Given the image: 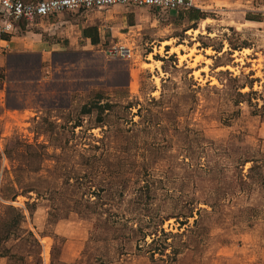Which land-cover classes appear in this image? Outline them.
I'll return each instance as SVG.
<instances>
[{
	"label": "rangeland",
	"instance_id": "1",
	"mask_svg": "<svg viewBox=\"0 0 264 264\" xmlns=\"http://www.w3.org/2000/svg\"><path fill=\"white\" fill-rule=\"evenodd\" d=\"M197 4L91 10L115 27L94 47L65 22L85 10L15 32L0 264H264V0ZM40 38L61 46L22 59Z\"/></svg>",
	"mask_w": 264,
	"mask_h": 264
},
{
	"label": "built area",
	"instance_id": "2",
	"mask_svg": "<svg viewBox=\"0 0 264 264\" xmlns=\"http://www.w3.org/2000/svg\"><path fill=\"white\" fill-rule=\"evenodd\" d=\"M115 5L170 11L199 8L197 0H0V38L13 35L20 30L23 23L33 26L38 18H49L66 11L100 10ZM3 51L0 49V53ZM108 53L117 58H130L133 49L128 44L115 43Z\"/></svg>",
	"mask_w": 264,
	"mask_h": 264
},
{
	"label": "crops",
	"instance_id": "3",
	"mask_svg": "<svg viewBox=\"0 0 264 264\" xmlns=\"http://www.w3.org/2000/svg\"><path fill=\"white\" fill-rule=\"evenodd\" d=\"M94 10H99V9H94ZM75 12H78V11H75ZM84 12H86V13L83 16L78 15L75 18H73L72 20L65 21L67 23H70V25L72 24L73 26H74L73 23L75 21H77L76 25H77V28L79 29V37H81V39L85 41L84 48H87L89 46H92V47L95 46V44L92 43L90 37H85L83 35V29L84 28H89V27L97 28L98 34L100 37V42L101 41L103 42V40L105 39L106 29L109 27L112 29V36H115V29H114L115 27L110 26V24L112 22L111 19H114V18H110L109 15H107L108 13L104 16H101V18H99V15L96 13L97 12L102 13L101 11L85 10ZM56 24L57 23H53L52 25H56ZM67 27L69 28L68 25L65 28H67ZM14 34L13 35H5V36H3V38H0V49L5 50V51L7 50V54L10 53L11 50H9V49H11L10 47L12 45L17 44L18 46H21L20 43L15 42V41H20V40H17L18 37H16V35H14ZM31 34H33V33H31ZM25 39H27V38H25ZM25 39H22L24 41L25 45H34L35 44V42H33V40H31L30 42L27 43V41ZM36 41H37L36 44H37L38 49L37 50H33V49L29 50L28 51L29 54H27V56H24L22 59H24L25 57H32L33 55L34 56L36 55V56L40 57V63L42 64L44 61L49 59V56H50L49 54H51L50 52L54 50V49H52L49 51L50 47L55 46V45L61 46L60 42L51 43V42L44 40L42 38H40L39 41L38 40H36ZM75 42L76 41L74 38L73 40H70L68 44H64L63 48L66 49L67 47H71V46L74 47V45H76ZM0 64L6 65V62L4 60H1ZM21 67H23V65H21L20 68ZM42 67H43V69H45V68L50 69L51 65L46 63V65H44ZM5 71H8V68H6Z\"/></svg>",
	"mask_w": 264,
	"mask_h": 264
},
{
	"label": "trees",
	"instance_id": "4",
	"mask_svg": "<svg viewBox=\"0 0 264 264\" xmlns=\"http://www.w3.org/2000/svg\"><path fill=\"white\" fill-rule=\"evenodd\" d=\"M26 1H32V0H26ZM198 17L200 18L202 16H198ZM83 35L85 37H90L93 44H98L100 42V37H99L97 28H94V27L84 28ZM168 49L169 48H167V50Z\"/></svg>",
	"mask_w": 264,
	"mask_h": 264
}]
</instances>
